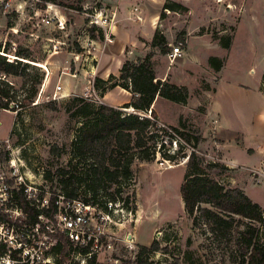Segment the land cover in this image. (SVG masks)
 Here are the masks:
<instances>
[{"label":"rangeland","instance_id":"374dc122","mask_svg":"<svg viewBox=\"0 0 264 264\" xmlns=\"http://www.w3.org/2000/svg\"><path fill=\"white\" fill-rule=\"evenodd\" d=\"M172 1L182 6L165 8ZM59 16L66 21L64 28L58 27ZM156 35L157 40L166 37V52L154 45ZM178 44L184 54L172 61L169 55ZM20 52L31 54L30 63L37 69L21 65L17 75L6 79L15 84L17 100L34 90L36 94L20 113L0 107V243L9 254L45 264L48 247L66 238L60 218L61 213H72L66 202H59L58 215L40 218L43 230L51 229L43 233L26 223L13 192L24 187L25 196L39 209H46L44 199L63 194L58 167L68 165L84 120L72 115L78 104L74 99L117 102V108L126 110L133 93L120 86L102 93L94 88L95 78L107 67L118 70V77L126 61L138 63L151 52L156 77L186 86L189 92L186 103L158 96L152 106L156 120L200 134L198 155L221 165L208 169L210 176L226 188L242 189L264 214V175L260 178L251 166L257 160L264 169V0H0V54L14 60L22 59ZM213 56L223 61L221 69L210 63ZM40 74L43 79L36 83ZM59 84L63 90L54 98ZM220 119L234 132L220 130ZM175 138L166 144L171 151L180 148ZM132 167L133 179L122 184L121 193L113 186L107 190L112 194L98 195L100 203L116 198V203H108L109 212L101 206H94L92 214L82 211L86 228L95 229L103 245L96 252L97 262L140 264L138 253L146 247L140 257L146 264L249 263L238 242L243 224L225 235L212 232L205 220L193 225L181 193L187 159H137ZM76 197L83 202L91 195L81 187ZM107 213L110 218L102 220ZM255 227L260 229L256 240L264 243V224L255 222ZM154 241L159 247L151 251ZM14 262L8 256L0 260ZM66 264H83V258L74 252Z\"/></svg>","mask_w":264,"mask_h":264},{"label":"trees","instance_id":"16d2710c","mask_svg":"<svg viewBox=\"0 0 264 264\" xmlns=\"http://www.w3.org/2000/svg\"><path fill=\"white\" fill-rule=\"evenodd\" d=\"M181 6V3L172 1L167 3L165 8L177 10ZM95 29L96 27H93L92 30ZM100 36L103 38L102 31H100ZM153 43L166 52L167 39L165 36L157 40L156 35ZM230 43L228 40L224 47L229 48ZM78 50L81 48L79 47ZM18 56L26 61L34 62L29 53L20 52ZM152 58L153 53L151 52L138 63L126 61L118 77L111 73L107 78L100 76L95 78L94 88L100 89L102 93L118 86L130 90L133 93L132 100L126 103L124 108H132L134 111L122 110L105 103L97 104L82 96L74 99L78 104L72 111V115L82 117L84 120L76 131L72 143V157L68 165L58 167V180L64 191L63 202L70 203L77 200V192L83 187L85 193L91 195L83 203L101 206L104 211L109 212L108 203H116V198L100 203L98 195L112 194L107 190L113 186L117 187V195L121 193L122 184L133 179L132 166L135 160L152 161L158 156L171 162L187 159L181 193L185 210L193 219V225L197 227L205 220L212 232L217 233L220 230L225 235L234 228L239 230L240 224H243L244 228L241 232L239 231L241 237L238 242L243 243V253L249 254L248 264H264V243L256 240V234L260 229L255 227V222L264 224L261 206L242 189L226 188L210 176L208 169H217L221 165L216 162L206 163L198 155L197 148L202 140L200 134L182 131L174 126L166 127L156 120L157 114L152 106L158 96L173 102L186 103L189 92L186 86L158 79ZM26 61L7 60L5 55L0 54V107L20 113L35 96L36 91L34 90L23 100H17L15 84L6 79L9 75H17V68L21 65L25 68L37 69L36 65ZM210 63L216 70L223 66V61L215 56L210 58ZM42 79L43 74H40L36 83H41ZM149 111L152 116L146 115ZM161 132L167 139L161 135ZM173 138L179 142L180 148L171 151L166 144L169 140L171 144ZM179 138L183 139L186 144L180 143ZM187 146L190 147V152L187 151ZM61 155L62 149L58 146V156ZM76 183H79V186L76 187ZM24 192V187L19 192H13L17 200L15 206L21 209L26 216V223L32 229L39 224L40 231L44 232L40 216L49 218L59 211V199L58 204L56 203L57 194L54 193V197L48 200L49 205L46 209H39L32 199L25 196ZM235 216L243 219L236 221ZM2 220L3 218L0 217V222ZM22 222L23 219L19 218L18 223ZM64 233L66 238L57 239V242L47 251V254L53 257V264H66L67 259L74 252L81 254L88 252V247L76 246L66 231ZM158 247V242L154 241L149 250H157ZM145 249L146 247H142L138 253L137 261L140 264H146L140 259ZM7 255L12 258L16 257L9 254L7 245L1 242L0 256Z\"/></svg>","mask_w":264,"mask_h":264},{"label":"built area","instance_id":"2783aa9c","mask_svg":"<svg viewBox=\"0 0 264 264\" xmlns=\"http://www.w3.org/2000/svg\"><path fill=\"white\" fill-rule=\"evenodd\" d=\"M44 22H48L47 19H43ZM65 19L62 18V16H59V24L58 27L59 28H64L65 27ZM184 54V49L182 47L181 44H178L177 46L173 47V50L170 53V58L172 59V61H175L176 59L182 57ZM62 86L59 84L55 90V95L54 98H56L58 96V98H60V93L62 92ZM147 115V114H146ZM57 195H62V194H57ZM62 199H64L63 196H60ZM59 199V202H62L63 200ZM75 202V203H74ZM56 203L58 204V196H57V201ZM64 203V202H63ZM70 207H71V215L68 213H61L60 214V218L62 219L63 222V230L66 231L67 235L69 236L70 240L74 242V244L76 246L79 247H88V252L85 254H81L80 252L78 253L82 258H83V264H100L99 262H97V251L99 249H101V247H103V245L99 246V233L97 234L95 229H89L86 228V222L88 221L87 217L82 214V211L86 210L87 212H89L90 214H92V210H95L96 207H94L93 205L90 204H85L81 201L77 202V200L67 203ZM43 205L48 206V199H44V203ZM87 214V213H86ZM57 215H58V211H57ZM43 215L40 216V218H42ZM106 218H110L109 213H107V215L105 216L104 214L102 215V220H106ZM47 227V225H46ZM40 225L37 224V226L33 229V230H37L40 231ZM48 229L45 230L43 233L46 232H50ZM99 231H100V227H99ZM97 231V232H99ZM103 232V231H101ZM57 242V241H56ZM55 242V243H56ZM55 243H52L51 246H53ZM51 246L48 247V250H50ZM107 247L111 248L112 244L111 243H107ZM19 248H22L21 245H19ZM47 251L45 253L47 257V259H43L45 264H53V257L51 256V254H47ZM9 258V255H7ZM5 256H0V260L2 258H4ZM13 261H16L14 263L16 264H22V263H27L30 264L29 261L30 260H23L21 257L20 258H12ZM102 264V263H101Z\"/></svg>","mask_w":264,"mask_h":264},{"label":"crops","instance_id":"0c3cea01","mask_svg":"<svg viewBox=\"0 0 264 264\" xmlns=\"http://www.w3.org/2000/svg\"><path fill=\"white\" fill-rule=\"evenodd\" d=\"M101 64L102 63H100V65H99V70H100V67H101ZM117 71L118 70H112L111 68H109V67H107L106 69H105V72L103 73V74H99V75H97V76H100V77H102V78H107L111 73H113V74H117ZM119 89V87H116V88H114V89H112L111 91H113V90H118ZM217 91H218V86H217V90H216V92L215 93H217ZM128 92V91H127ZM108 94V93H107ZM106 94V95H107ZM128 100H129V97H127L124 101L125 102H128ZM106 103L105 104H110L111 106H115V107H117L118 106V103L116 102V103H110L109 101H105ZM213 106V105H212ZM214 112V111H213ZM227 126H226V124H224V123H222V121H221V119H220V130H222L223 128H226ZM226 129H230V131H232V132H234V130L233 129H231V128H226ZM251 166L252 167H254L253 169H255L256 171H257V173H259L260 172V174H261V177L260 178H262L263 177V175H264V169L262 168V166H260V161H255L254 163H252L251 164ZM262 171V172H261Z\"/></svg>","mask_w":264,"mask_h":264},{"label":"water","instance_id":"95a60500","mask_svg":"<svg viewBox=\"0 0 264 264\" xmlns=\"http://www.w3.org/2000/svg\"><path fill=\"white\" fill-rule=\"evenodd\" d=\"M16 59H18V58H16ZM20 60L25 61L24 59H20ZM26 62H30V61H26ZM33 64L37 65L36 63H33ZM39 66H40V65H39ZM126 110H130V109H127V108H126Z\"/></svg>","mask_w":264,"mask_h":264},{"label":"bare ground","instance_id":"6f19581e","mask_svg":"<svg viewBox=\"0 0 264 264\" xmlns=\"http://www.w3.org/2000/svg\"><path fill=\"white\" fill-rule=\"evenodd\" d=\"M46 68V67H45ZM173 165H169L168 167L170 168V167H172Z\"/></svg>","mask_w":264,"mask_h":264}]
</instances>
